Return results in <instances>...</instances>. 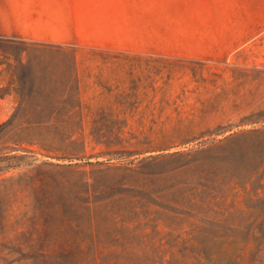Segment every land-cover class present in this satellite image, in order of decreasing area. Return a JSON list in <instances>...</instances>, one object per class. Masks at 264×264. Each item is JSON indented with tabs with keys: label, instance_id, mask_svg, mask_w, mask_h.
I'll list each match as a JSON object with an SVG mask.
<instances>
[{
	"label": "rangeland",
	"instance_id": "obj_1",
	"mask_svg": "<svg viewBox=\"0 0 264 264\" xmlns=\"http://www.w3.org/2000/svg\"><path fill=\"white\" fill-rule=\"evenodd\" d=\"M0 42V264L264 263V0H0Z\"/></svg>",
	"mask_w": 264,
	"mask_h": 264
},
{
	"label": "trees",
	"instance_id": "obj_2",
	"mask_svg": "<svg viewBox=\"0 0 264 264\" xmlns=\"http://www.w3.org/2000/svg\"><path fill=\"white\" fill-rule=\"evenodd\" d=\"M0 46H1V42H0ZM242 241L243 242L252 241L254 243L263 244L264 243V231L263 232H260L259 234L247 233L246 235H242ZM247 264H257V263H255L252 260V261H249ZM260 264H264V263H260Z\"/></svg>",
	"mask_w": 264,
	"mask_h": 264
}]
</instances>
